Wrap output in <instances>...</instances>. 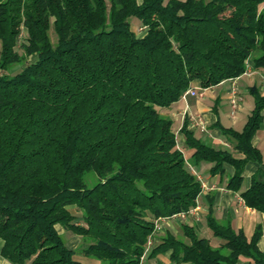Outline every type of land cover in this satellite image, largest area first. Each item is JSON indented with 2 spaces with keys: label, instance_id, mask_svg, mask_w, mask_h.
<instances>
[{
  "label": "trees",
  "instance_id": "1",
  "mask_svg": "<svg viewBox=\"0 0 264 264\" xmlns=\"http://www.w3.org/2000/svg\"><path fill=\"white\" fill-rule=\"evenodd\" d=\"M263 5L0 0V72L26 62L17 74L0 75L1 257L10 264H156L170 252L172 264H264L262 226L249 237L219 222L212 206L207 226L222 240L218 246L187 224L182 237L166 232L156 240V221L196 208L203 191L173 120L160 110L195 82L208 89L235 80L250 61L264 70ZM250 93L255 106L243 130L219 124L242 157L197 138L187 119L182 133L193 165L211 164V176L233 167L227 189L264 213V156L253 145L264 95ZM250 162L260 167L243 190ZM58 227L83 238V260Z\"/></svg>",
  "mask_w": 264,
  "mask_h": 264
},
{
  "label": "crops",
  "instance_id": "2",
  "mask_svg": "<svg viewBox=\"0 0 264 264\" xmlns=\"http://www.w3.org/2000/svg\"><path fill=\"white\" fill-rule=\"evenodd\" d=\"M262 9L264 10V5ZM249 65L247 73L243 76L235 80L225 81L212 88L203 89L199 82H195L192 89L203 93V96L187 95V97L181 98L179 102L164 111V115L173 120V129L177 135L178 146L185 153L190 168L202 182L203 191L198 200L199 211L197 215H190L184 222L179 218L165 219L161 225L162 230L174 235L177 234L176 226H180L181 229L184 224L194 226L200 236L210 239L215 246H218L220 241L214 240V235L207 226V215L210 206H212L214 216L219 222H231L236 230L243 229L249 237L253 235L256 226L261 225L263 235L259 241V248L264 252V213L246 207L239 192L227 189L228 181L234 175L235 169L226 165L225 174L211 176L209 172L212 167L211 164L203 162L199 165H193L191 162L193 150L186 148L185 135L182 133L184 121L187 119L189 129L195 133L197 138L213 148L229 151L236 157L243 156L236 153L233 144L222 134L219 124L225 128H233L237 131L243 130L255 106L254 96L250 93V90L257 88L264 95V70H255L252 61ZM234 88L241 97L239 108L235 112L231 108ZM247 93L252 97L247 96ZM196 115L203 118L204 129L193 125L192 118ZM253 145L258 147L264 156V123L253 139ZM259 167L260 165L255 162L247 164L244 171L243 190L249 188L251 178L256 174ZM154 260L156 264H172L170 252L160 254ZM0 264L10 263L0 255ZM240 264L251 263L247 259H242Z\"/></svg>",
  "mask_w": 264,
  "mask_h": 264
},
{
  "label": "rangeland",
  "instance_id": "3",
  "mask_svg": "<svg viewBox=\"0 0 264 264\" xmlns=\"http://www.w3.org/2000/svg\"><path fill=\"white\" fill-rule=\"evenodd\" d=\"M133 27H134V30L136 31V33H138L139 36H142V34L144 33V30L142 29V26H141V24H140L138 21H136V20L133 21ZM51 34H52V40L55 42V41H56V35H55V33H54L53 30H52ZM25 35H26V30L23 29V30H22V34H21L20 41H23ZM18 51H19L20 53H23V50L20 48V46L18 47ZM30 60H31V58H30ZM25 65H26V62H23L22 64L15 65V66H14L13 68H11L9 71L0 72V75H1V74H8V75H14V74H17L18 72H20V71L23 69V67H24ZM247 96L252 97V96H250L249 93H247ZM249 99H250V98H249ZM252 99H253V98H252ZM164 111H166V109H162V110H160V112H161L162 114H164ZM94 180H95V174H93V173H90V174L87 175L86 178H85V181H86V183H87L88 186H92V185L94 184ZM71 212H72L73 214H75L77 217H79V216L81 215L80 211H78L76 207H72V208H71ZM180 220L183 221V222L185 221V220H182V219H180ZM176 227H177V230H176V231H177V234H176V236H178V237H182V236H183V231H182V229L180 228V226H176ZM58 229H59L60 233L64 236L67 245H68L70 248L76 250V252L78 253V255H77V259H79V260H83L84 257H83V255L81 254V251H82V249H83V247H84V240H83V238L80 237V236H78V235H76V234H74L73 232H70V231H66V230H64L62 227H58ZM209 229H210V228H209ZM165 234H166V232H165L164 230L160 231V232L157 234V238H156L157 242H159V241L165 236ZM213 238H214V240H216V241H220V242H222V240H221L220 238H217V237H214V236H213ZM156 240L154 239V240H153V243H154V241H156ZM154 244H155V243H154ZM154 244L151 245V248L154 246ZM150 251H151V250H150Z\"/></svg>",
  "mask_w": 264,
  "mask_h": 264
},
{
  "label": "built area",
  "instance_id": "4",
  "mask_svg": "<svg viewBox=\"0 0 264 264\" xmlns=\"http://www.w3.org/2000/svg\"><path fill=\"white\" fill-rule=\"evenodd\" d=\"M187 95H192V96H203V93L201 92H198L194 89H189L187 90L186 92L183 93L182 95V98H185L187 97ZM240 101H241V97L238 95V92L237 90L234 88L233 89V92H232V98H231V108L232 110L235 112L238 110L239 108V104H240ZM192 121H193V125L195 127H201L202 129L205 128V123L203 121V118L199 115H196L195 117L192 118ZM199 211V208L198 206L192 210H190L189 212H186V213H180L178 215H175L174 217L172 218H179V219H182V220H187V218L190 216V215H197V212ZM170 219V218H168ZM165 219H159L156 221V233L158 234L161 230H162V221H164ZM153 244V239L151 238L149 240V243H148V248L151 247V245Z\"/></svg>",
  "mask_w": 264,
  "mask_h": 264
}]
</instances>
